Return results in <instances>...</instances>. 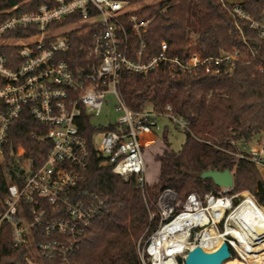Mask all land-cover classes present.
I'll list each match as a JSON object with an SVG mask.
<instances>
[{"label": "built area", "instance_id": "obj_1", "mask_svg": "<svg viewBox=\"0 0 264 264\" xmlns=\"http://www.w3.org/2000/svg\"><path fill=\"white\" fill-rule=\"evenodd\" d=\"M220 1L224 6L233 3L231 14L237 21L249 22L264 38V9L261 21H255L240 6L242 0ZM52 3H43L29 13L12 11L0 24V43L17 49L16 57L0 55V165L5 161L8 132L25 112L45 127L41 141L49 146L38 162L25 159L22 147L14 153L22 177L8 187L0 232L6 225L11 227L13 244L29 251L30 263L37 257L42 264L44 260L72 264L69 257L79 250L93 221L108 211L105 199L78 191L93 154L103 158V165L115 175L126 181L135 179L145 189L148 182L143 150L156 142L161 130L159 119L166 118L180 130L186 129L184 121L169 113L160 114L153 106L140 113L130 109L121 96L122 77L147 75L158 68H167L173 78L200 69L212 75L231 74L245 56L237 49L223 48L218 57H203L194 43L186 58L168 55L167 44H163L162 54L148 57L145 35L152 19L141 20L136 7L121 0ZM236 27L246 43L239 22ZM11 33L22 34L7 40ZM76 34L86 43L81 48L82 57L71 59ZM109 95L115 97L116 111L122 116L113 124L115 130H97L88 140L80 124L89 118L94 126L92 118L101 115ZM97 137L101 138L99 145ZM255 144L258 146L244 151L264 173V138ZM231 190L204 197L190 193L181 208L175 191H163L157 203L160 225L145 246L139 247L141 263L184 264L188 252L196 247L215 252L225 242L239 264H247L245 256L264 252V243L255 246L256 233L241 220L245 206H250L248 200L263 214L264 209L250 193L230 194ZM184 230L190 248H180ZM213 236L223 243L219 245V239L204 241ZM166 251L171 254L166 255Z\"/></svg>", "mask_w": 264, "mask_h": 264}, {"label": "trees", "instance_id": "obj_2", "mask_svg": "<svg viewBox=\"0 0 264 264\" xmlns=\"http://www.w3.org/2000/svg\"><path fill=\"white\" fill-rule=\"evenodd\" d=\"M135 11L141 20L152 19L145 35L146 56L163 53L168 45L170 56L186 58L192 44L203 57H218L223 48L237 49L244 59L234 65L231 74L212 75L200 69L181 78H173L167 68H158L147 75L126 74L120 83L125 104L136 113L153 106L160 114H171L186 123L182 149L174 151L166 139V148L156 161L160 164L158 179L141 189L135 179L126 181L115 175L96 153L78 191L89 192L105 199L108 211L95 219L79 250L69 257L72 264H142L138 241L148 240L160 225L157 207L159 197L172 189L182 203L190 193L204 197L218 195L224 189L211 179H201L203 172L230 170L234 187L230 194L250 191L264 209V179L244 148L264 138V38L247 21H237L231 14L233 3L220 0H121ZM52 0H0V24L9 13H29ZM240 6L254 19L261 21L264 0H242ZM243 29L244 43L237 27ZM22 33H11L6 39ZM84 38L75 35L71 59L81 58ZM137 43V42H135ZM17 49L0 43V55L16 57ZM19 63V60H18ZM171 111H168V108ZM89 118L80 129L90 140L97 130ZM178 128V127H177ZM45 127L33 120L28 112L14 123L8 132L5 161L0 165V214L4 211L8 187L22 177L14 153L22 147L25 159L38 162L49 146L41 141ZM241 155H245L241 157ZM0 264H31L26 248L13 244L11 227L0 232ZM43 264H64L59 260H44ZM256 264H264L260 260Z\"/></svg>", "mask_w": 264, "mask_h": 264}, {"label": "rangeland", "instance_id": "obj_3", "mask_svg": "<svg viewBox=\"0 0 264 264\" xmlns=\"http://www.w3.org/2000/svg\"><path fill=\"white\" fill-rule=\"evenodd\" d=\"M161 0H150L148 3H157ZM240 1V0H234ZM117 101L114 96H107V102L103 107L102 113L99 116H94L92 118V123L96 128H108L111 124L116 123L120 117L121 113L116 111ZM159 125L161 130L157 132V140L153 145H149L144 148L143 155L146 163V177L147 182L152 184L158 179V175L160 172V164L156 161L157 157L163 153V150L166 148V139L171 144V147L174 151H179L182 149V146L185 142V134L182 130L177 128L172 122H170L166 118L159 119ZM96 145H99L101 142V138L97 137L95 139ZM252 146L257 147V144H252ZM261 176L264 179V173L259 171ZM250 193V191H242L241 193ZM179 199V198H178ZM180 202V201H179ZM147 240L140 239L138 241V249L139 247L145 246ZM139 253V252H138ZM236 263V262H235ZM31 264H42V262L36 257L31 260Z\"/></svg>", "mask_w": 264, "mask_h": 264}, {"label": "water", "instance_id": "obj_4", "mask_svg": "<svg viewBox=\"0 0 264 264\" xmlns=\"http://www.w3.org/2000/svg\"><path fill=\"white\" fill-rule=\"evenodd\" d=\"M201 179H211L216 186L227 190L234 187V175L230 170L223 172L209 170L200 175ZM230 247L227 242L215 252H207L202 247H196L188 252L184 264H223L232 258Z\"/></svg>", "mask_w": 264, "mask_h": 264}, {"label": "bare ground", "instance_id": "obj_5", "mask_svg": "<svg viewBox=\"0 0 264 264\" xmlns=\"http://www.w3.org/2000/svg\"><path fill=\"white\" fill-rule=\"evenodd\" d=\"M247 203L250 204V206H245V212L243 213V217L241 220H243L245 222V224H248V226L251 227V229L256 233L255 236H253V240H254V245L258 246L261 245V243H264L263 239L264 236L261 237L259 235H262L264 233V214L261 212L260 209L255 208L252 203H250V201L248 200ZM241 216V215H240ZM237 217L232 218L233 221H236ZM188 236V232L186 230H184L183 232H181V239H182V243L183 245L180 246V248H190L189 246L186 245V239ZM163 240L165 239V236H163ZM207 239L204 240L205 242L207 241H214L219 239L218 236H213L211 238L206 237ZM263 238V239H262ZM223 243V239H219V245ZM207 249V248H206ZM206 251L208 252H213V249H207ZM261 253L258 254L256 257H246L247 258V264H256L257 262H259L260 260H264V252L260 251ZM166 255L171 254L170 252L166 251L165 252ZM236 262V263H235ZM241 263V261L236 260L234 257L226 260L223 262V264H239Z\"/></svg>", "mask_w": 264, "mask_h": 264}]
</instances>
